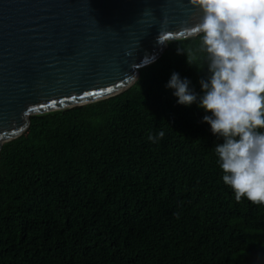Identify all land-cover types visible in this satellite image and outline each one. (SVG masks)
I'll return each instance as SVG.
<instances>
[{
    "label": "trees",
    "instance_id": "trees-1",
    "mask_svg": "<svg viewBox=\"0 0 264 264\" xmlns=\"http://www.w3.org/2000/svg\"><path fill=\"white\" fill-rule=\"evenodd\" d=\"M199 42L169 41L123 93L30 116L2 146L0 264H264V205L236 201L210 113L165 87L176 72L200 94Z\"/></svg>",
    "mask_w": 264,
    "mask_h": 264
},
{
    "label": "water",
    "instance_id": "water-1",
    "mask_svg": "<svg viewBox=\"0 0 264 264\" xmlns=\"http://www.w3.org/2000/svg\"><path fill=\"white\" fill-rule=\"evenodd\" d=\"M199 15L188 0H0V150L30 116L126 91Z\"/></svg>",
    "mask_w": 264,
    "mask_h": 264
},
{
    "label": "clouds",
    "instance_id": "clouds-1",
    "mask_svg": "<svg viewBox=\"0 0 264 264\" xmlns=\"http://www.w3.org/2000/svg\"><path fill=\"white\" fill-rule=\"evenodd\" d=\"M200 12L192 26L180 29L200 36L199 51L207 62L201 92L190 89V81L173 72L165 85L173 90L177 103H193L205 113L202 122L210 126L222 143L214 146L222 180L239 202L246 198L264 205V0H188ZM171 33L159 31L158 43ZM186 56L197 69L201 59L191 49ZM129 55V53H126ZM149 134L153 143L164 137Z\"/></svg>",
    "mask_w": 264,
    "mask_h": 264
}]
</instances>
